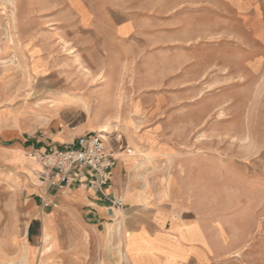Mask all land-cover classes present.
I'll list each match as a JSON object with an SVG mask.
<instances>
[{
	"label": "rangeland",
	"instance_id": "obj_1",
	"mask_svg": "<svg viewBox=\"0 0 264 264\" xmlns=\"http://www.w3.org/2000/svg\"><path fill=\"white\" fill-rule=\"evenodd\" d=\"M187 11L196 17L178 36L197 39L140 47L122 73L103 59L106 75L95 73L100 60L89 58L68 0H0V264L23 262L34 241L27 170L39 151L17 148L45 131H80L70 143L100 133L130 157L122 177L136 185L202 181L232 237L245 240L229 264H264V0H203ZM54 193L41 194V208L52 210L42 199Z\"/></svg>",
	"mask_w": 264,
	"mask_h": 264
},
{
	"label": "crops",
	"instance_id": "obj_2",
	"mask_svg": "<svg viewBox=\"0 0 264 264\" xmlns=\"http://www.w3.org/2000/svg\"><path fill=\"white\" fill-rule=\"evenodd\" d=\"M68 5L85 31L89 58L100 60L95 73L103 68L108 75L103 59L115 60L122 73L125 66L131 71L140 47L152 50L197 39L196 32L184 39L178 35L187 27L189 14L190 23L196 17L188 8L196 12L203 0H68ZM79 133L27 135L17 149H54ZM132 165L129 156L117 153L109 188L99 191L92 179L89 186L70 185L52 195L56 208L44 210L39 197L49 190L51 175L43 174L35 162L27 172L35 178L31 193L38 197L37 214L26 229V237L34 241H28L25 260L19 264H229L228 255L245 240L232 237L230 226L213 206L214 195L205 196L203 182L187 180L182 185L166 178L162 189L158 182L136 185L122 177ZM114 198L121 199L123 209L111 206Z\"/></svg>",
	"mask_w": 264,
	"mask_h": 264
},
{
	"label": "built area",
	"instance_id": "obj_3",
	"mask_svg": "<svg viewBox=\"0 0 264 264\" xmlns=\"http://www.w3.org/2000/svg\"><path fill=\"white\" fill-rule=\"evenodd\" d=\"M42 173L51 175L49 180V195L73 184L91 185L99 191L111 186L112 169L116 163V155L100 133L88 132L78 136L70 144L54 149L38 152L36 156ZM88 173V174H87ZM105 199L108 195L103 194ZM114 208H122L119 198L110 200ZM43 207L56 208L53 199H42Z\"/></svg>",
	"mask_w": 264,
	"mask_h": 264
},
{
	"label": "bare ground",
	"instance_id": "obj_4",
	"mask_svg": "<svg viewBox=\"0 0 264 264\" xmlns=\"http://www.w3.org/2000/svg\"><path fill=\"white\" fill-rule=\"evenodd\" d=\"M104 137H106V136H104ZM104 139H105V138H104ZM28 168H30L29 165H28ZM40 168H41V167H40ZM31 169L33 170L34 168L32 167ZM35 170H36V169H35ZM32 176H33V175H32ZM34 177H35V176H34ZM39 178H40V177H39Z\"/></svg>",
	"mask_w": 264,
	"mask_h": 264
},
{
	"label": "trees",
	"instance_id": "obj_5",
	"mask_svg": "<svg viewBox=\"0 0 264 264\" xmlns=\"http://www.w3.org/2000/svg\"><path fill=\"white\" fill-rule=\"evenodd\" d=\"M31 227V226H30ZM30 227H29V230H30Z\"/></svg>",
	"mask_w": 264,
	"mask_h": 264
}]
</instances>
